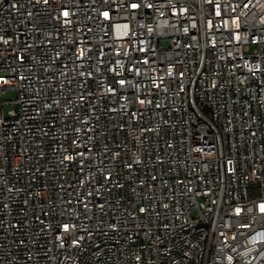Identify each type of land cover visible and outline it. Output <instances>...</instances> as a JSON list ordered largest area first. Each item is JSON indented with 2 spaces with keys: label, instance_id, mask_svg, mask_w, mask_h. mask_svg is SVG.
Listing matches in <instances>:
<instances>
[{
  "label": "built area",
  "instance_id": "1",
  "mask_svg": "<svg viewBox=\"0 0 264 264\" xmlns=\"http://www.w3.org/2000/svg\"><path fill=\"white\" fill-rule=\"evenodd\" d=\"M261 205L264 0H0V264H264Z\"/></svg>",
  "mask_w": 264,
  "mask_h": 264
},
{
  "label": "rangeland",
  "instance_id": "2",
  "mask_svg": "<svg viewBox=\"0 0 264 264\" xmlns=\"http://www.w3.org/2000/svg\"><path fill=\"white\" fill-rule=\"evenodd\" d=\"M17 92L15 90H7L3 95V100L5 102V114H7L9 109L16 108L17 103Z\"/></svg>",
  "mask_w": 264,
  "mask_h": 264
},
{
  "label": "snow or ice",
  "instance_id": "3",
  "mask_svg": "<svg viewBox=\"0 0 264 264\" xmlns=\"http://www.w3.org/2000/svg\"><path fill=\"white\" fill-rule=\"evenodd\" d=\"M261 210L264 211V205H261Z\"/></svg>",
  "mask_w": 264,
  "mask_h": 264
}]
</instances>
